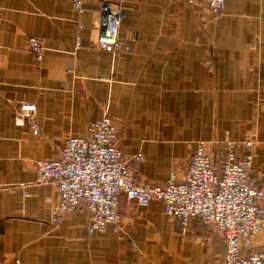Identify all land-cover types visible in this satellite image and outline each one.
I'll return each mask as SVG.
<instances>
[{"label": "crops", "instance_id": "crops-1", "mask_svg": "<svg viewBox=\"0 0 264 264\" xmlns=\"http://www.w3.org/2000/svg\"><path fill=\"white\" fill-rule=\"evenodd\" d=\"M103 1L120 8L127 53L92 47ZM83 3L77 15L71 0H0V264H222V239L197 217L183 229L156 201H122L119 235L88 236L84 205L51 225L55 189L34 184V162L106 114L123 155H142L139 184L182 174L201 142L216 163L227 142L250 152L252 183L264 185V0H225L219 15L188 0ZM30 37L46 40L40 63ZM23 102L36 106L39 136L14 124Z\"/></svg>", "mask_w": 264, "mask_h": 264}, {"label": "built area", "instance_id": "built-area-1", "mask_svg": "<svg viewBox=\"0 0 264 264\" xmlns=\"http://www.w3.org/2000/svg\"><path fill=\"white\" fill-rule=\"evenodd\" d=\"M188 2L201 3L214 15L221 13L225 5V0ZM71 5L77 15L84 13L83 0H71ZM96 9L99 32L92 47L129 52L130 47L118 38L119 6L103 1ZM27 47L40 63L47 50L46 40L30 37ZM14 124L26 126L39 136L35 104L19 103ZM117 137L112 119L105 114L89 126L84 137H67L56 158L34 162V184H50L55 189L51 225L60 224L84 205L89 213L88 236L102 234L108 226L119 235L118 208L122 201L135 202L138 207L156 201L163 204L165 215L178 221L183 229L190 218L197 217L221 238L226 249L222 264H264V185L252 183L250 152L237 154L236 145L226 142V155L215 163L201 142L182 174L172 171L164 186H145L135 181L132 168L142 155L125 157L117 146ZM252 144L243 146L248 149ZM18 186L26 188L24 184Z\"/></svg>", "mask_w": 264, "mask_h": 264}, {"label": "rangeland", "instance_id": "rangeland-1", "mask_svg": "<svg viewBox=\"0 0 264 264\" xmlns=\"http://www.w3.org/2000/svg\"><path fill=\"white\" fill-rule=\"evenodd\" d=\"M212 14V13H211ZM220 14V13H219ZM219 14H217V15H219ZM214 15V14H213ZM209 232L211 233V234H213V236H215V237H217V238H219L218 236H216V235H214V233L209 229ZM220 239V241H222L221 240V238H219Z\"/></svg>", "mask_w": 264, "mask_h": 264}]
</instances>
